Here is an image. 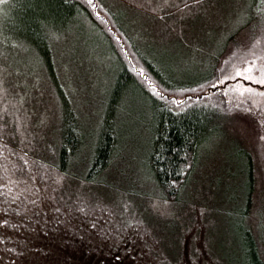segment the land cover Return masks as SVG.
Segmentation results:
<instances>
[{
    "label": "rangeland",
    "instance_id": "374dc122",
    "mask_svg": "<svg viewBox=\"0 0 264 264\" xmlns=\"http://www.w3.org/2000/svg\"><path fill=\"white\" fill-rule=\"evenodd\" d=\"M103 1L146 55L181 81L193 75L179 72H199L213 57L224 58L232 34L246 39L254 13L251 0ZM85 24L53 43L85 133L67 172L55 166L60 105L45 66L15 36L0 35V264H245L244 232L259 233L264 195V88L239 86V95L259 103L255 118L242 113L213 121L175 199L162 195L146 164L148 106L128 92L117 116L122 140L104 173L86 180L82 169L114 62ZM249 75L262 84V72L243 74ZM248 173L252 207L244 216Z\"/></svg>",
    "mask_w": 264,
    "mask_h": 264
},
{
    "label": "trees",
    "instance_id": "16d2710c",
    "mask_svg": "<svg viewBox=\"0 0 264 264\" xmlns=\"http://www.w3.org/2000/svg\"><path fill=\"white\" fill-rule=\"evenodd\" d=\"M103 2L0 0V35L15 36L21 48L34 50L45 66V75L60 105L54 164L60 171L67 172L84 145L85 133L71 86L61 79L67 75L56 65L53 43L74 29L80 33L87 22L90 35L104 43L111 55L109 58H113L114 73L98 129L91 140L92 147L85 157L86 166L82 169L85 179H98L110 164L122 140L117 119L119 105L128 92L134 91L148 106V116L143 120L151 145L146 164L162 195L168 199L178 198L197 164L199 150L207 140L213 121L242 113L256 115L259 103L255 105V101L239 95L237 89L243 85L264 88L243 76L249 73L246 71L249 65L252 66L249 74L263 69L264 0H251L250 10L254 13L247 27V38L238 39L232 34L233 46L224 58L213 57L199 72H179L180 77L193 75L187 81L175 78L178 72L173 68L146 55L127 34L122 19ZM244 153L245 168L250 171L253 161L248 151ZM246 178L247 190L241 208L244 216L252 207L249 203L253 179L249 173ZM257 210L259 233L248 229L243 236L249 246L245 264H264V195Z\"/></svg>",
    "mask_w": 264,
    "mask_h": 264
},
{
    "label": "snow or ice",
    "instance_id": "6c2138e0",
    "mask_svg": "<svg viewBox=\"0 0 264 264\" xmlns=\"http://www.w3.org/2000/svg\"><path fill=\"white\" fill-rule=\"evenodd\" d=\"M259 10H260V9H258V11H259ZM246 71L249 72V73H251V71H252V66L249 65V67L246 69ZM248 79H254V77L251 76V75H249V76H248ZM259 82L262 83V84H264V69H262V77H261V79H260ZM249 91H252V89H249Z\"/></svg>",
    "mask_w": 264,
    "mask_h": 264
}]
</instances>
